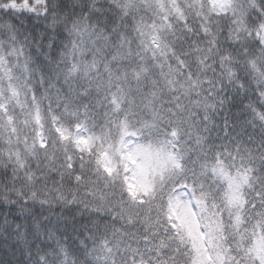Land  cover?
<instances>
[{
    "label": "snow or ice",
    "instance_id": "1",
    "mask_svg": "<svg viewBox=\"0 0 264 264\" xmlns=\"http://www.w3.org/2000/svg\"><path fill=\"white\" fill-rule=\"evenodd\" d=\"M0 237L264 264V0H0Z\"/></svg>",
    "mask_w": 264,
    "mask_h": 264
},
{
    "label": "trees",
    "instance_id": "2",
    "mask_svg": "<svg viewBox=\"0 0 264 264\" xmlns=\"http://www.w3.org/2000/svg\"><path fill=\"white\" fill-rule=\"evenodd\" d=\"M53 222H55V217H53ZM71 231V229H69ZM14 243V240H10L8 242V247L5 249L4 247V240L2 237H0V264H3V261L5 260H13V251L12 244ZM15 259H27V257H20V253L18 250L15 251Z\"/></svg>",
    "mask_w": 264,
    "mask_h": 264
}]
</instances>
